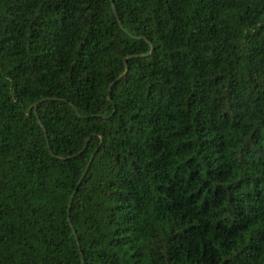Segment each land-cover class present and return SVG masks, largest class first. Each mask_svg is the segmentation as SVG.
<instances>
[{
	"label": "trees",
	"instance_id": "obj_1",
	"mask_svg": "<svg viewBox=\"0 0 264 264\" xmlns=\"http://www.w3.org/2000/svg\"><path fill=\"white\" fill-rule=\"evenodd\" d=\"M0 264H264V0H0Z\"/></svg>",
	"mask_w": 264,
	"mask_h": 264
},
{
	"label": "water",
	"instance_id": "obj_2",
	"mask_svg": "<svg viewBox=\"0 0 264 264\" xmlns=\"http://www.w3.org/2000/svg\"><path fill=\"white\" fill-rule=\"evenodd\" d=\"M114 11V10H113ZM115 13V12H114ZM150 49H151V46H150ZM150 53V51H148V53H146V54H149ZM125 70H126V68H125ZM125 70H124V72H125ZM120 77V75L118 76V77H116L115 79H114V81H116L118 78ZM110 87H111V83L108 85V91H107V99L109 100L110 99V97H109V91H110ZM68 206H69V202H68Z\"/></svg>",
	"mask_w": 264,
	"mask_h": 264
}]
</instances>
